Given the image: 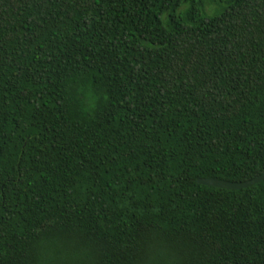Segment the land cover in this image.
<instances>
[{"label": "trees", "instance_id": "16d2710c", "mask_svg": "<svg viewBox=\"0 0 264 264\" xmlns=\"http://www.w3.org/2000/svg\"><path fill=\"white\" fill-rule=\"evenodd\" d=\"M264 0H0V264H264Z\"/></svg>", "mask_w": 264, "mask_h": 264}, {"label": "water", "instance_id": "95a60500", "mask_svg": "<svg viewBox=\"0 0 264 264\" xmlns=\"http://www.w3.org/2000/svg\"><path fill=\"white\" fill-rule=\"evenodd\" d=\"M263 180H264V174L251 181L244 183H229L214 179H204V180L199 179L196 181V183L202 186L214 187L223 190H241V189L249 188L255 184H258Z\"/></svg>", "mask_w": 264, "mask_h": 264}]
</instances>
